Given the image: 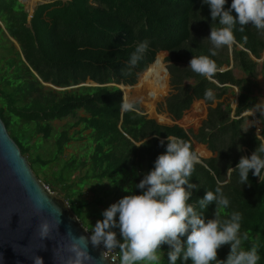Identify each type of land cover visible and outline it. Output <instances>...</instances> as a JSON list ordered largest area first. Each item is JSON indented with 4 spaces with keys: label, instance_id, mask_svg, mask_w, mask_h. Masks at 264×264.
Here are the masks:
<instances>
[{
    "label": "trees",
    "instance_id": "1",
    "mask_svg": "<svg viewBox=\"0 0 264 264\" xmlns=\"http://www.w3.org/2000/svg\"><path fill=\"white\" fill-rule=\"evenodd\" d=\"M230 5L231 0H227L225 10ZM15 10L19 11L15 16L19 19L8 24L9 28L5 27L19 43L24 60L16 62L9 58L7 71L0 75V118L34 173L48 187L60 188L80 220L86 221L92 215L101 216L100 206L106 204L104 198L121 194L119 186H122L120 180L126 177L123 175L126 164L136 154L134 141L149 137L140 146L145 155V173L154 167L157 156L165 152L167 136L179 137L192 147V138L202 140L211 150L226 144V138L230 142L226 144L227 148L241 144L250 154L256 147L264 146V114L258 115L262 139L257 133L245 137L241 132L240 115L252 109L254 96H257L254 89L249 93L243 85L245 79L237 78L232 69H227L218 71L211 80L188 67L192 56L200 55L210 56L219 68L229 63L227 47H223L224 54L220 59L218 55H210L211 43L192 36L198 27L206 28L212 21L210 9L202 4V0H54L39 4L29 23L20 1L0 0L3 23L13 17ZM231 14L236 15L234 10ZM234 31L237 43L259 57L264 49V33L252 25L245 26L243 32L237 25ZM144 40L149 41V48L143 59L130 74H122L121 70L128 68L131 54ZM165 50L169 52L167 61L185 59L187 62L183 67L172 65L170 83L176 87L186 78L192 80L181 90L171 93L165 103L166 110L177 120L208 104L207 113L196 119L199 123L203 121L202 125L209 129V138L205 137L207 133L203 128L194 134L177 124L163 125L148 119L135 111V102L134 110L124 111L120 122L122 93L114 85L52 89L45 88L39 80L56 86H72L88 78L100 84H133L156 53ZM247 50L234 45L232 57L243 74L252 75L256 61ZM260 66L264 74V60ZM10 69L12 73L6 75ZM250 81L253 80L250 78ZM230 85L239 90L234 118L230 115L232 103L227 102L225 96L228 89L233 92ZM253 85L258 83L253 81ZM208 91L212 92L213 99L206 98ZM213 101L216 105L211 106ZM80 110L81 114L78 113ZM62 120L60 125L54 126V121ZM73 140L82 141L87 146L81 157L64 153L65 147ZM160 140L165 141L163 146ZM193 150L196 151L194 147ZM241 156H235L224 168H235ZM203 161L195 165L190 179V183L198 188L192 190L189 203L196 205L198 211L197 200L203 198L205 191L214 192L222 177L221 166L215 158ZM81 170L83 174L78 175ZM118 174L122 178L118 179ZM137 176L136 173L134 177ZM230 179L235 182L223 187L230 205L227 209L220 208L219 214L223 219L229 218L232 212L242 214L240 232L242 236L247 234L242 247L247 250L256 245L259 264H264V180L260 181L250 171L251 186L240 184L238 188V171H232ZM86 187L92 194L89 197L84 193ZM215 207L212 203L203 211L205 220L214 218ZM113 230L119 239L118 229ZM169 250L168 245L162 246L161 264H168ZM229 251L230 245L222 246L218 250L220 260L226 259ZM177 264L192 262L178 259Z\"/></svg>",
    "mask_w": 264,
    "mask_h": 264
},
{
    "label": "clouds",
    "instance_id": "2",
    "mask_svg": "<svg viewBox=\"0 0 264 264\" xmlns=\"http://www.w3.org/2000/svg\"><path fill=\"white\" fill-rule=\"evenodd\" d=\"M226 3L227 0H202V4L208 5L210 9L211 20L218 21L221 25L211 28L207 37L213 46L209 49L211 56H216V50L223 47L232 50L234 45L247 50L236 41L234 30L237 25L241 32L245 26L252 25L258 32L264 33V0H231L228 10H225ZM233 10L235 16L231 14ZM30 17L31 14L29 20ZM148 48V40L140 42L130 56L127 70H121L122 74H130ZM262 52L259 57H254L264 60ZM155 56L157 59V55ZM233 61L231 57L229 62ZM228 65L219 68L216 61L208 55L192 56L188 62V67L194 73L207 79H212L218 71L231 69ZM234 86L230 85V88L233 89ZM206 98L213 99L211 91L206 92ZM134 107L133 102L126 100L122 103L124 111L134 110ZM167 118L173 124L178 120L173 119L169 113ZM156 122L163 124L157 119ZM166 140L165 152L157 156L154 167L144 173L143 178L135 185L141 193L125 195L110 204L102 212L103 219L97 220L91 229V244L94 247L103 245L105 249L100 259L108 260L110 254L118 250L119 264H161V248L168 245V264H177L178 259H190L192 264H259L258 247L253 245L247 250L242 247L243 241L247 239V234L242 236L240 232L242 214L232 212L226 219L219 214L220 208L227 209L230 205L222 186H217L214 192L205 191L203 198L197 200L199 211L196 205L189 203L192 190L198 188V185L190 183V179L195 165L200 162V156L189 142L179 137L167 136ZM145 143L146 140L135 146ZM159 143L163 146L165 141L160 140ZM232 171H238L241 185L251 186L248 179L250 171L260 181L264 180V146L256 147L250 156L242 155L235 168L228 169L229 176ZM117 177L122 178L120 174ZM124 191L130 189L125 188ZM212 203L216 206L214 218L205 220L203 211ZM38 228L41 238L48 236L50 229L47 221H41ZM113 229H118L119 239ZM185 237L186 239H182ZM73 241L67 248L72 254L68 257L67 264H92L94 258L88 254L86 238L73 236ZM78 241L84 242L83 247ZM224 245H230V251L226 259L220 260L217 258L218 250ZM29 258L34 264H43L42 257L38 255Z\"/></svg>",
    "mask_w": 264,
    "mask_h": 264
},
{
    "label": "water",
    "instance_id": "3",
    "mask_svg": "<svg viewBox=\"0 0 264 264\" xmlns=\"http://www.w3.org/2000/svg\"><path fill=\"white\" fill-rule=\"evenodd\" d=\"M262 53L264 58V50ZM249 55L255 61H259L250 52ZM165 72L170 76L167 68ZM39 80L42 84L56 89L82 85H114L121 89L124 86H131L116 83L100 84L89 78L72 86H56L40 78ZM235 107L233 104L231 118L235 117ZM123 112L121 108L120 121ZM163 124H167V121ZM41 221H47L50 229L48 236L43 238L40 237L38 228ZM85 230V226L80 223L68 202L61 195L50 191L34 173L0 118V264H34L29 258L33 255L42 257L43 264H67L68 257L72 255L67 248L74 242L73 236L86 238L88 254L94 258L92 264H114L109 259H100L105 249L101 245L94 247L89 239L91 234ZM78 242L83 247L84 242Z\"/></svg>",
    "mask_w": 264,
    "mask_h": 264
},
{
    "label": "rangeland",
    "instance_id": "4",
    "mask_svg": "<svg viewBox=\"0 0 264 264\" xmlns=\"http://www.w3.org/2000/svg\"><path fill=\"white\" fill-rule=\"evenodd\" d=\"M64 1V0H62ZM26 9L29 10V7L26 5ZM19 12L18 10L14 11L13 17L8 21H4V23L1 21L0 18V75L4 72L7 71L8 69V64H6V61L10 58L15 60L16 62L19 61V59H23V54L21 52V48L19 46V43L11 36L9 35V32L7 30L6 27L9 28L8 24H13L15 23V19L18 17L16 16V13ZM19 19V18H18ZM208 23V22H206ZM6 26V27H5ZM219 23H213L212 21H210V24L208 27L206 28H202V27H198V32L196 34L195 30L192 33V36H197L198 39L200 41H208V43H211L210 40L207 38L210 34V30L211 28H218ZM12 50H14L12 52ZM233 50V48H232ZM232 50L228 48L227 53H228V57L229 59L232 57ZM217 51V55L218 58L221 59V57L224 54V48L218 49ZM263 54V53H262ZM261 54V55H262ZM157 56H159V58L161 59V63L164 66V68H167L168 73L169 71H173L171 69H173V64L175 65H181V67L185 66L186 60L182 59L180 61H167L166 57L168 56V53H166L165 51H158L156 53ZM233 62H229L228 66L231 67L233 74L237 77V78H244L245 82L243 83V85L245 87L248 88L249 93H251L254 89V92L256 93L257 96H254V104L251 110H248L247 112L245 111L244 113L241 114L242 116V122H241V132L245 134V137L249 136L251 133H257L258 137L260 139H262L261 135L259 134V116L258 115H262L264 114V74L261 72V66H260V62H261V58L259 59V61H256V66H255V70L254 73L252 75H245L242 73V71H240L237 67V65ZM153 64V63H152ZM150 67V65H149ZM147 68L146 71H143L142 73H140L136 79V82L134 84H132L130 87L124 86L123 89L120 88L122 96H123V101H130V102H135L136 103V109L135 111L137 113L143 114L145 117H150L152 119H154V121L156 122V119L158 121H161L162 123L167 121V124L165 125H173L172 120H169L168 117V112L166 110V106L165 103L167 101V98L171 95V93H176L178 90H181L185 84L188 83H192L191 79H185L183 81V83H177L176 87H174L171 83H170V77H172L170 74L169 76H166L165 79V84H166V88L165 90L159 95V97L155 100L154 102V106L152 109H147L146 105H144V99L146 96V92L145 90L142 91V84L140 83V81L145 78L147 76V71L150 68ZM224 67V65L222 66ZM12 73V70L10 69L6 75ZM263 74V75H262ZM250 78L255 81L256 83H258V85H253V81H250ZM211 80H214L213 78ZM141 84V85H140ZM45 88H52V89H56L53 87L48 86L47 84H43ZM80 86H76V87H71L74 89L79 88ZM126 87V88H125ZM145 87H151L149 86V83L145 84ZM70 88V89H71ZM233 92L229 95H227L226 99L227 102L232 103L234 105H236L237 101L236 99L238 98L239 95V91L238 88L236 86L233 87ZM147 97V96H146ZM216 102V101H215ZM211 106H214V101L211 104ZM206 107V109H205ZM207 108H208V104L205 103L204 107L197 109V110H193V112H198L197 118L199 115L203 114V113H207ZM156 115H160L162 117H157L153 114V111ZM78 113H82V110H80ZM233 113H231L232 115ZM191 115V114H189ZM188 115H183L181 118H179L177 121L178 122H183L186 119H189V117H187ZM233 116V115H232ZM235 116V115H234ZM236 117V116H235ZM196 118V117H194ZM197 120V119H196ZM198 121V120H197ZM63 122L62 121H54L53 124L54 126H58L60 125V123ZM203 122V121H202ZM202 122L199 123L194 121V123L192 124V127L186 126V130L187 131H192L191 133H198L199 128H203V131H205L207 133V131H209L208 128H206V126L204 127V125H202ZM202 125V126H201ZM214 129V128H213ZM210 132V131H209ZM208 132V133H209ZM214 132V130H213ZM208 133L205 137L209 138ZM149 137H146L145 139H148ZM145 139H141L139 141H134V144H141ZM192 144H194V149L198 152V155L200 156V162L199 163H204V159H209V158H215L217 160V163L221 166V171H222V177L220 178V180H218V184L220 186H222V191L224 193V188L226 185H229L230 182L234 183L235 180H231L228 173V169H225L224 166L227 162L231 161L235 156H238L239 154H242L244 156H250V152L247 150L248 148L244 145L241 144H236L233 147H228L226 144H230L229 140L226 138V144L220 146L218 149H213L211 150L208 147V143L204 142L202 140L198 141L195 138H192ZM78 146H81V148H79ZM87 146H85V144L82 141H78V140H73L71 141V143L69 145H67L65 147L64 153L66 155L69 154H74L76 157H81V153L85 150ZM136 147V154L132 155L130 157V159L128 160L127 164H126V168L125 171L123 173V175H126V177L121 181L122 186H119L122 190L120 195H116L113 198H104L106 201V204L101 205V212H103V210H105L106 208H108V206L112 203L117 202L120 198H122L125 195H130V194H140V189H137L135 187L136 184L139 183L140 179L143 178V174L145 173V155L141 153V147ZM207 167V166H206ZM85 168V167H83ZM234 168V167H232ZM138 174L137 177H134L135 174ZM83 174V170H81L80 172H78V175ZM42 176V174H41ZM40 176V177H41ZM41 180V179H40ZM238 188H240V183L236 180ZM49 186V185H48ZM47 186V187H48ZM50 189V191L55 192L58 195H61L62 197L64 196V193L60 190V188H52L51 186L48 187ZM125 188H129L130 191H124ZM85 196L89 197L91 196V191L89 189V187L85 188ZM64 198V197H63ZM82 219V218H81ZM103 216L101 214V216H97V215H92L89 216V219L85 220H80V223H82L86 230L88 231V233L92 234L91 229L94 228L97 220H102ZM118 219V216H117ZM218 259H220V257H217Z\"/></svg>",
    "mask_w": 264,
    "mask_h": 264
},
{
    "label": "bare ground",
    "instance_id": "5",
    "mask_svg": "<svg viewBox=\"0 0 264 264\" xmlns=\"http://www.w3.org/2000/svg\"><path fill=\"white\" fill-rule=\"evenodd\" d=\"M166 72L165 68L161 63V59L157 56L156 61L151 65L150 69L147 71V76L143 78L140 83L142 84V91L145 90L146 96L144 99V105H146L147 109H152L155 100L159 97V95L165 90L166 84ZM149 83L151 87H145V84ZM140 84V85H141ZM126 88V87H125ZM155 116H157L154 113Z\"/></svg>",
    "mask_w": 264,
    "mask_h": 264
},
{
    "label": "crops",
    "instance_id": "6",
    "mask_svg": "<svg viewBox=\"0 0 264 264\" xmlns=\"http://www.w3.org/2000/svg\"><path fill=\"white\" fill-rule=\"evenodd\" d=\"M65 1V0H64ZM25 11L27 12V15H28V17L30 16V13L27 11V9H26V6H25ZM151 67V66H150ZM167 75V74H166ZM232 93V91H230L229 89L227 90V94L225 95V96H227V95H229V94H231ZM215 101H214V105H215ZM197 115H198V112H192L191 113V115H188L187 117H189V119H186L185 121H183V122H178V121H176L175 122V124H177L178 126H180V127H182V128H186V126H189V127H192L193 125V123H194V121H195V119L197 118ZM194 117H196V118H194ZM186 130V129H185ZM191 135V134H190ZM193 141V140H192ZM193 146H194V144H193Z\"/></svg>",
    "mask_w": 264,
    "mask_h": 264
},
{
    "label": "flooded vegetation",
    "instance_id": "7",
    "mask_svg": "<svg viewBox=\"0 0 264 264\" xmlns=\"http://www.w3.org/2000/svg\"><path fill=\"white\" fill-rule=\"evenodd\" d=\"M19 1V0H18ZM54 0H49L48 2H52ZM46 2V0H24L23 4V8L25 10V6L27 5L29 7V10H27L30 14H32L33 10L39 5V4H43V3H48ZM27 23H29V17L27 15ZM166 53H169L165 50ZM136 82V81H135ZM123 96H122V103H123ZM122 108V106H121ZM136 109V108H135Z\"/></svg>",
    "mask_w": 264,
    "mask_h": 264
},
{
    "label": "built area",
    "instance_id": "8",
    "mask_svg": "<svg viewBox=\"0 0 264 264\" xmlns=\"http://www.w3.org/2000/svg\"><path fill=\"white\" fill-rule=\"evenodd\" d=\"M46 186V185H45ZM47 187V186H46ZM48 188V187H47ZM49 189V188H48ZM101 246H103V245H101ZM117 258H118V252L116 251V252H113L112 254H110V256H109V260H110V262L111 263H114V264H117Z\"/></svg>",
    "mask_w": 264,
    "mask_h": 264
}]
</instances>
